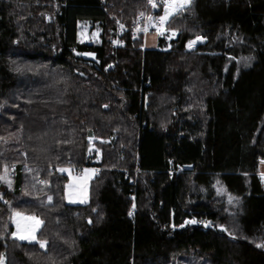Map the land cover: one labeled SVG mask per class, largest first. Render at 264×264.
Segmentation results:
<instances>
[{
  "label": "trees",
  "instance_id": "trees-1",
  "mask_svg": "<svg viewBox=\"0 0 264 264\" xmlns=\"http://www.w3.org/2000/svg\"><path fill=\"white\" fill-rule=\"evenodd\" d=\"M154 2L0 0V264H264V0H192L175 41L115 50ZM67 168L98 169L87 204Z\"/></svg>",
  "mask_w": 264,
  "mask_h": 264
},
{
  "label": "rangeland",
  "instance_id": "rangeland-1",
  "mask_svg": "<svg viewBox=\"0 0 264 264\" xmlns=\"http://www.w3.org/2000/svg\"><path fill=\"white\" fill-rule=\"evenodd\" d=\"M159 2L164 4V0H159ZM186 7H188V5H186L182 9H177L174 13H172L169 16L168 20L163 24V26L161 27H155L152 25L149 26L151 30L150 33L145 38L141 39L143 40V43H144L143 49L146 48L145 46L146 40H148L150 36H153V35L156 36L157 40H158V36L162 35L165 37L168 43L175 41L177 39V34L168 33L166 31V25L172 16L184 10ZM147 16H148V13L145 12L143 16L139 15L137 19L146 18ZM118 24H121L126 28L124 24L117 22L116 25ZM126 29L130 30V28H126ZM100 33H101V30H98V28L96 27H94L93 29L91 27H87L86 30L82 33V39L86 40L87 42L89 40H97V38L100 36ZM194 49H191V50H194ZM85 57L87 59L94 58L92 55H89V54L85 55ZM67 174H69V182H68L67 191H66L67 202L70 204H74V205L87 204L89 202L90 185H91V180L94 177V172H89L85 170L77 174L75 173L74 174L67 173ZM77 175H81L82 179L78 180ZM14 224L16 227L15 235H14L15 238H17L18 240L22 242H28V243H35L37 241L36 235L42 225L40 220L36 218H27V217L16 215L14 219ZM21 237H25V238L21 239Z\"/></svg>",
  "mask_w": 264,
  "mask_h": 264
},
{
  "label": "built area",
  "instance_id": "built-area-1",
  "mask_svg": "<svg viewBox=\"0 0 264 264\" xmlns=\"http://www.w3.org/2000/svg\"><path fill=\"white\" fill-rule=\"evenodd\" d=\"M147 19L148 16L146 18H138L130 30L126 29L123 25L118 24L116 27V31L114 33L115 37L112 42L114 49L118 50L125 48L126 42L125 39L123 38V35L126 32H129L131 41L135 42V41H141V39L145 38L150 33L151 30L149 26L151 25L155 27L163 26L159 23V19L153 20L151 23H146ZM15 170H16V166H13L11 168L12 173H14ZM78 179H82V176L78 175ZM40 183H42V181Z\"/></svg>",
  "mask_w": 264,
  "mask_h": 264
},
{
  "label": "snow or ice",
  "instance_id": "snow-or-ice-1",
  "mask_svg": "<svg viewBox=\"0 0 264 264\" xmlns=\"http://www.w3.org/2000/svg\"><path fill=\"white\" fill-rule=\"evenodd\" d=\"M149 3L153 5V7H156V4L154 2V0H149ZM192 3V0H164V13L163 15H161L158 19H159V23L161 25H163L169 18V16L174 13L177 9H182L184 8L186 5H190ZM141 16L144 15V13L140 14ZM151 19V18H149ZM203 37L197 36L196 40H202ZM193 43H195V41H189V45L191 46ZM251 59V58H249ZM106 107V105H105ZM264 162V161H262ZM61 171H64L63 169ZM262 178H264V173H261ZM0 179H3V177H0ZM51 199V198H49ZM232 197H229V201L231 202ZM133 207H135L133 205ZM132 213L130 212L129 215H131ZM194 222V221H193ZM207 226V225H206ZM218 227L221 228L222 231L224 232H228V229L223 226V225H219ZM228 235H233L231 232H228ZM25 237H21V239H24ZM258 247H264V244H259L257 245ZM41 247H44V243H41Z\"/></svg>",
  "mask_w": 264,
  "mask_h": 264
},
{
  "label": "crops",
  "instance_id": "crops-1",
  "mask_svg": "<svg viewBox=\"0 0 264 264\" xmlns=\"http://www.w3.org/2000/svg\"><path fill=\"white\" fill-rule=\"evenodd\" d=\"M145 46H146V48H145V50H157L158 49V40H157V38H156V36L155 35H153V36H150V38L148 39V40H146V42H145ZM84 57H85V55H84ZM86 58V57H85ZM64 171H62L64 174H66L68 177H69V174H67V173H70V174H77V173H79V172H76V171H74L73 169H71V168H67V169H63ZM85 170H87V171H89V172H94V177L92 178V180H91V183H92V181L97 177V175H98V171H97V169H95V168H89V169H84V170H82L81 172H83V171H85ZM261 173H264V162H260V176H261ZM262 177V176H261ZM77 179H78V175H77ZM263 180H264V178H262ZM78 180H81V179H78ZM70 204V203H69ZM72 205H74V204H72Z\"/></svg>",
  "mask_w": 264,
  "mask_h": 264
},
{
  "label": "water",
  "instance_id": "water-1",
  "mask_svg": "<svg viewBox=\"0 0 264 264\" xmlns=\"http://www.w3.org/2000/svg\"><path fill=\"white\" fill-rule=\"evenodd\" d=\"M203 43V40H195V43H193L191 46L188 45V49H194L195 47L201 45Z\"/></svg>",
  "mask_w": 264,
  "mask_h": 264
},
{
  "label": "bare ground",
  "instance_id": "bare-ground-1",
  "mask_svg": "<svg viewBox=\"0 0 264 264\" xmlns=\"http://www.w3.org/2000/svg\"><path fill=\"white\" fill-rule=\"evenodd\" d=\"M97 171H98V169H97Z\"/></svg>",
  "mask_w": 264,
  "mask_h": 264
}]
</instances>
